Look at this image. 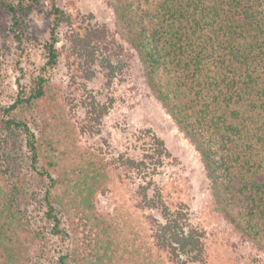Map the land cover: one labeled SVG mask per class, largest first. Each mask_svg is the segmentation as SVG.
Listing matches in <instances>:
<instances>
[{"label":"rangeland","instance_id":"rangeland-1","mask_svg":"<svg viewBox=\"0 0 264 264\" xmlns=\"http://www.w3.org/2000/svg\"><path fill=\"white\" fill-rule=\"evenodd\" d=\"M56 5L69 23L56 30L49 68L50 2L0 0V264H176L153 238L158 203L202 234V261L188 264H264V114H243L239 135L198 122L204 107L176 89L185 73L169 64L173 30L158 29L154 0ZM87 25L109 36L89 43L92 58L70 42ZM205 47V57L218 51ZM39 80L44 95L13 108ZM11 120L32 134L35 162L29 134L7 128ZM152 135L171 158L162 177L143 179L123 162L143 159Z\"/></svg>","mask_w":264,"mask_h":264},{"label":"trees","instance_id":"trees-1","mask_svg":"<svg viewBox=\"0 0 264 264\" xmlns=\"http://www.w3.org/2000/svg\"><path fill=\"white\" fill-rule=\"evenodd\" d=\"M48 1L53 19L49 39L43 45V49L47 55L46 66L52 68L58 60L56 44L59 40L56 30L62 24L69 23V17L57 7L56 0ZM154 2V14L158 20L157 24L160 25L158 29L165 24L173 30H167L168 35L164 37L168 40L166 43L170 44V48H167L169 64L174 70L185 73L182 82L177 78L176 89H181L184 94L193 93L190 102L195 100L193 103L195 107L199 104L204 107L201 113L198 111L201 114L198 122H205L215 130L223 129L229 135H239L242 129L241 116L252 118L258 115L254 121L257 122L264 114V0H154ZM257 3H261L262 11L257 10ZM9 11L13 17L16 16L13 6H9ZM224 17L226 23L217 20ZM153 36L156 38L154 42L158 43L161 38L159 32H155ZM71 37L73 50L82 51L87 58H92L95 53V48H92V51L87 48L89 43L106 45L109 38L107 30L97 25H87L81 38H77V35ZM174 39L178 46L172 42ZM206 41L209 48H218V51L213 50L210 56L205 57L202 48H206ZM221 48H228L227 52ZM205 58L212 59V63L207 65ZM44 83L43 80L37 81L31 94L24 99H16L12 107L30 104L40 99L44 95ZM159 97L162 101L163 97ZM176 98L175 94L174 99ZM163 103L168 102L164 100ZM240 107L245 109L242 110L243 113L238 111ZM102 112H98V117ZM5 125L7 128L17 127L29 134L28 148L35 162L36 150L27 126L14 120L6 122ZM150 139L152 143L143 159L126 158L123 162L126 167L141 174L143 179L150 176L162 177L166 172L165 161L171 158L161 140L154 135L150 136ZM252 185L251 187H254V184ZM139 191H143L141 199L145 206L152 205V208L157 205V202L147 198L145 187L139 186ZM158 205L161 206L163 222H156L153 227L156 246L167 251L176 264L200 263L203 253L202 234L189 225L185 213L170 212L163 205L159 203ZM59 264H63V258H60Z\"/></svg>","mask_w":264,"mask_h":264}]
</instances>
